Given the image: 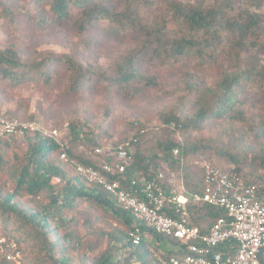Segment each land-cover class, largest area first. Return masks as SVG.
Segmentation results:
<instances>
[{
  "label": "trees",
  "instance_id": "obj_1",
  "mask_svg": "<svg viewBox=\"0 0 264 264\" xmlns=\"http://www.w3.org/2000/svg\"><path fill=\"white\" fill-rule=\"evenodd\" d=\"M29 1L43 10L35 17L42 28L51 24L63 29L75 21L78 33L83 34L101 22L107 24L111 36L123 38L132 33L143 41L138 48L121 55L113 70L85 65L70 54H46L39 60L25 62L17 48L7 47L0 50V87L4 90L39 83L50 87L63 66L64 93L68 96H77L87 86H93L107 94L114 90L133 99L156 84L157 78H147L141 72L139 56L146 53H149L150 66L160 70H171L186 61L193 62L198 73L216 70L217 79L212 85H206L198 77L195 82H183L182 87L175 88V104L158 114L160 123L174 124L173 130L181 132L182 141H157L151 153L143 149L145 129L137 130L131 138L114 141L115 145L129 142L134 148L125 177L138 174L150 178L153 170L165 175V170L160 168L163 162L182 174L188 191L199 193L203 182L202 164L198 169H191L187 162L191 157L213 154L211 162L204 163L214 165L215 159L239 163L234 147L214 148L210 138H191V131L201 132L207 125L220 122L226 126L223 131L230 133L238 124L251 126L253 123L259 136H264V66H246L243 58L244 53L251 51L264 54V14L259 10V0H107L123 4V10L118 13L106 0ZM242 2L244 5L235 12L234 7ZM225 63L230 66L228 69L223 67ZM247 98L255 104L254 115L240 108ZM4 114L11 119L36 122L32 117L21 118L13 112ZM76 132V136L82 133ZM88 132L90 138L86 135V142L96 145ZM10 141L25 146L18 150L14 157L16 164L9 172L11 178H16L14 193H0V233L16 240L23 256L21 264H70V259L64 256L67 244L69 248L84 247L86 261L81 260L79 264H159L156 257L167 259L180 255L175 239L154 234L143 225L140 227L144 238L133 245L129 233L135 222L130 212L118 206L103 187L96 183L87 185L79 178L60 160V148L53 141L38 133H28L0 138V147H8ZM259 145L264 155V145L260 142ZM64 150L78 163L98 170V161L92 155L80 157L66 144ZM125 177L108 176V180H118L126 188ZM53 179L57 182L53 183ZM244 182L251 184L247 179ZM19 193L39 203L37 211L29 213L21 209L14 202ZM260 198L264 202L262 193ZM188 211L191 223L203 231L224 216L221 209L205 203H189ZM65 212L71 214L70 219L51 229V221ZM54 233L59 237L49 240ZM146 237L167 245L168 252L153 253ZM87 252L95 255V261L90 262ZM0 264L11 263L0 258Z\"/></svg>",
  "mask_w": 264,
  "mask_h": 264
},
{
  "label": "rangeland",
  "instance_id": "obj_2",
  "mask_svg": "<svg viewBox=\"0 0 264 264\" xmlns=\"http://www.w3.org/2000/svg\"><path fill=\"white\" fill-rule=\"evenodd\" d=\"M107 3L117 13L124 8L121 3L108 1ZM258 4L259 10L264 14V0H259ZM243 5L244 2L236 5L234 11H238ZM42 13V8L37 9L29 0H0V50L15 47L25 62L39 60L46 54L55 56L70 54L85 65L113 70V64L121 55L138 48L143 41L142 37L132 33L123 38L111 36L106 28L107 24L101 22L83 34L78 33L75 21L63 29L51 24L42 28L36 19V16ZM148 55L149 53L139 56L141 72L147 78H157L156 84L148 86L133 99L114 90L107 94L93 86H87L77 96H68L64 93L66 75L62 66L50 87H45L42 83L13 90H4L0 87V109L6 113L13 112L21 118L32 117L40 126L47 129H57L64 145L66 144L72 153L83 158L90 157L97 144L115 145L114 141L122 137L131 138L139 129H145L147 136L143 142V149L151 153L157 141L183 140L181 132L173 130L174 124H162L158 119L160 111L175 104L177 98L174 94L175 88L178 90L183 86V82H195L198 77L206 85H212L217 75L213 69L207 70L204 74L198 73L193 68L194 63L190 61L178 63L171 70H160L150 66ZM243 58L246 66L256 68L264 66L263 53L246 52ZM223 67L228 69L230 66L225 63ZM245 102L246 104L240 108L246 109L247 114L254 115V102L248 98ZM224 125L220 122L211 123L201 132L191 131L189 136L196 139L210 138L214 148L222 145L227 148L234 147L239 164L235 165L224 159H215L212 163L225 171L238 174L239 177L241 175L251 184H258L261 187L260 195L262 193L264 197V155L261 154L262 145H259V142L264 145V136H259L253 123L251 126L238 124L230 133L223 131V128H226ZM77 130L82 131L79 136H76ZM88 131L96 145L86 142V135L90 138ZM24 146L23 143L10 141L8 147H0V158L3 159V162H0V193L3 195L14 193L16 178H11L9 172L16 164L15 155ZM210 156H194L187 162L191 169H198L204 162H211ZM160 168L165 170L166 176L163 175L168 183L182 184L189 194L193 193L186 189L187 182L180 172L171 170L163 162ZM153 171L154 174L158 173V170ZM56 182L54 179L53 183ZM14 202L29 213L37 211L39 207V203L32 202L29 197L20 193L15 195ZM70 217L69 212L63 213L61 217L51 221V229L66 223ZM53 235L49 240H56L59 237L56 233ZM145 239L153 253L168 252L167 245L159 244L150 237ZM65 247L67 250L64 256L70 259V264L86 261L84 247L69 248L68 244ZM87 253L91 260L89 261H95V255Z\"/></svg>",
  "mask_w": 264,
  "mask_h": 264
},
{
  "label": "built area",
  "instance_id": "obj_3",
  "mask_svg": "<svg viewBox=\"0 0 264 264\" xmlns=\"http://www.w3.org/2000/svg\"><path fill=\"white\" fill-rule=\"evenodd\" d=\"M28 133H38L53 141L60 148V160L79 178L87 185L96 183L103 187L118 206L130 212L135 222L129 233L133 245L144 238L140 225L154 234L175 239L180 255L156 257L159 264H264V202L258 184H247L238 175L209 163L202 164L199 193L189 194L182 184L168 183L161 172L150 178L138 174L125 177L132 161L133 148L129 142L95 147L92 157L98 161L96 170L70 158L57 129L11 119L0 111L1 139ZM114 175L125 177L126 188L118 180H108V176ZM189 203L217 207L224 216L203 231L191 223ZM0 258L11 264L22 262L19 246L10 235L0 233Z\"/></svg>",
  "mask_w": 264,
  "mask_h": 264
}]
</instances>
